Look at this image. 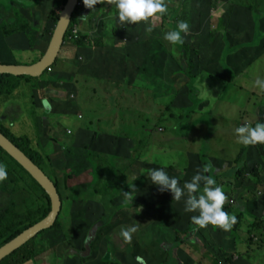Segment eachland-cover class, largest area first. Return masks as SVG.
Instances as JSON below:
<instances>
[{
    "label": "rangeland",
    "instance_id": "rangeland-1",
    "mask_svg": "<svg viewBox=\"0 0 264 264\" xmlns=\"http://www.w3.org/2000/svg\"><path fill=\"white\" fill-rule=\"evenodd\" d=\"M77 1L76 19L81 22L75 25L81 31L99 34L101 45L91 38V45L78 58L73 54V40L64 39L68 49L52 67L67 71L65 60H77L75 79L85 75L72 100L79 109L68 99L71 79L39 82L34 99L32 89L24 85L10 99L15 103L12 105L9 99L2 103L0 97L2 123L17 135L27 134L33 146L41 147L50 160L44 162L50 166L47 176L59 185L58 226L35 236L33 263L70 264L78 260L72 255H78L86 232L96 230L89 256L84 255L78 264L98 262L105 254L118 264H162L165 260L189 264L184 253L161 250L169 248L167 235L172 233L165 216L170 209L165 205H182L185 197L179 203L168 191H158L147 171L163 168L182 186L201 169V155L210 167L221 163L217 169L221 173L246 149L248 145L237 142L234 130L264 117V91L254 85L257 78L264 80V12L259 10L264 0H164L167 12L163 16L125 25L115 19L111 0H100L92 9ZM3 2L7 9L21 4V0H0ZM39 2L37 19L41 23L49 0ZM179 21L188 23V32L181 33L182 43L171 44L163 38L164 33ZM48 24L50 37L55 22L46 18ZM148 26L151 32L145 30ZM182 45L194 58L191 84L180 59ZM16 54L21 64L36 56L33 50L23 49H16ZM70 106L72 110H68ZM36 112L43 116L41 120L38 117L36 121ZM89 151L93 152L98 179L94 188L86 190L84 182L91 179L93 169ZM248 152L227 175L219 173L214 179L226 196L227 208L234 209L241 202L228 197L236 198L245 191V201L264 188V183L261 187L256 184L264 182L259 178L264 172V155L253 148ZM244 162L248 169L242 183L236 181L233 170ZM112 185L124 189L112 196L109 204ZM128 191L132 200L122 194ZM105 213L111 215L99 227ZM232 215L236 217L234 212ZM131 227L135 231L126 240L121 230ZM245 240L258 263L264 264V245L248 233ZM42 249L47 250L45 255H39ZM257 249L261 252L258 255ZM229 259L227 256L221 263Z\"/></svg>",
    "mask_w": 264,
    "mask_h": 264
},
{
    "label": "trees",
    "instance_id": "trees-1",
    "mask_svg": "<svg viewBox=\"0 0 264 264\" xmlns=\"http://www.w3.org/2000/svg\"><path fill=\"white\" fill-rule=\"evenodd\" d=\"M65 1L66 0H62L59 3L50 1L48 3L45 9V15L47 20H50L53 23L57 21L59 12L62 6L64 5ZM77 8L78 7L74 9L71 15V20L68 29L66 31V35L70 34V29L72 25L79 22V20L76 19ZM259 10L261 11V13L264 12V7H261ZM98 37L99 34H97L96 36L95 34H93L92 36V38L96 40L95 41L96 45H101L100 42L97 41ZM15 38H19L24 43H25L24 39L28 41V44H26L27 47H23L25 49L29 48L28 47L29 45L32 46L35 40L33 30L30 24L25 19V17L22 15V13L16 10L15 8H13V6L10 9H5L1 5L0 6V63L1 64H21L17 59L16 48L19 47L17 49H22V43H20L19 41H13V39ZM91 42L92 41L90 38V34L81 31V29L78 32V36L75 39H73V44H75L76 46H78V48H80L79 49L80 52L81 51L83 52V49L85 47H89L91 45ZM182 46L184 48L183 49L184 53L180 54V59L182 60L185 75L188 78V83L191 84L194 79V73H193V70L195 68L194 58L191 57V53L188 50V47L186 45H182ZM34 62L35 60L29 63L31 64ZM44 72L48 73L46 71ZM81 80L82 79H79L77 81L78 84L81 82ZM41 81L46 82L47 80L45 78L39 80V77H30L27 75H13L10 73H0V96L6 98L12 97L17 89L21 88L24 85H28V88L32 89L30 92H31V96L34 99L36 96V89L38 88L37 84ZM69 110H72L71 107L69 108ZM35 119L37 121L36 116ZM41 119L42 118H40V120ZM258 122L264 123V117L257 118L255 122L252 123V126H254ZM0 131L5 136H7L17 147H19L22 150V152L26 154L38 167H40V169L46 175L48 174L47 166L48 167L50 166L49 165L45 166L44 162L47 164V162H50V160L48 159L46 153L44 155L42 154V149L39 145L38 147L33 146L32 139L27 134L17 135L8 125L2 123L1 117H0ZM58 145L61 146L62 143H58ZM262 147L263 146H261L260 143L248 145L246 149L241 150L239 151L238 154H236L233 164L236 166L240 164L241 159L243 160V158L246 156V152L248 151V149L251 148L255 149L257 152L258 150H260V153L264 155V148ZM88 154L93 169L92 172L90 173L91 179L87 182H84L86 185L85 188L86 190L94 188L95 183L98 179V174L96 171L97 168L95 167V163L93 159L94 158L93 152L89 151ZM205 157H206L205 155L204 156L201 155V157L199 158V163L201 168L204 164H209L208 161L206 162L204 161ZM0 163L6 166V171H7V178L3 181H0V246H2L3 244L7 243L8 241L16 237L18 234H20L24 229H26L27 227L31 226L32 224L38 222L40 219L45 217V215L50 210V200L46 192L43 190V188H41V186L31 177V175H29V173L22 167L21 164L18 163V161H16L10 154H8L1 146H0ZM221 166H222L221 163H219V166L213 167L211 165L210 172L203 174L211 175L213 179L216 180L218 179L217 177L218 174L220 173V171H217V169L218 170L221 169ZM236 166H233L229 170L221 172L220 175L228 173ZM247 169H248V165L244 162V164L242 163L241 166L233 170V176L236 179V181L237 179L241 180L239 182L242 183L246 181V180L244 181L245 178L244 175ZM254 169L255 166L252 167V171H254ZM254 173L255 172L251 174L253 175ZM263 177H264V172L259 175L260 182L263 181ZM256 184H259V180L256 182ZM54 185L56 187L57 193L60 196L58 183L54 182ZM202 187L203 186H201V188ZM121 189H124V186L112 185L111 190L108 193L109 195H111V197H109L107 201L109 204H111L110 200H112V196L116 195ZM131 203L135 204L134 202ZM132 204L122 203V206L133 208L134 205ZM120 207L121 206L118 205V208ZM222 207L223 210L229 214H232L234 212L232 210H229L225 206V204H223ZM109 214L111 215V213H105L104 215H102V217L99 220L100 221L99 227L100 225L105 224V221L108 220L106 217ZM240 216L241 214L237 213L236 222L231 227L230 234L233 237L236 235L240 227ZM57 226H58V220H55V222L50 228L51 229L57 228ZM191 230H192V226L190 225L185 233L177 236L175 235L176 237V239L174 240L175 245L176 242L177 244L180 243L184 244L187 241V238L190 237ZM34 238L35 237L31 238L21 247H19L11 254L3 258L0 261V264H24L30 261L33 258L35 252V244L33 243ZM91 239H92L91 236L87 237L88 242ZM88 247L90 249L91 243L90 245H88ZM171 251L172 250H168V252ZM81 254L82 253L76 256L78 260H74V262L71 261L70 264H78L79 260L83 259L82 257L83 255L81 256ZM169 262L165 260L162 264H169ZM89 264H118V263L111 260L108 257V255L105 254L104 256L101 257V259L98 262H94V263L90 262Z\"/></svg>",
    "mask_w": 264,
    "mask_h": 264
},
{
    "label": "crops",
    "instance_id": "crops-1",
    "mask_svg": "<svg viewBox=\"0 0 264 264\" xmlns=\"http://www.w3.org/2000/svg\"><path fill=\"white\" fill-rule=\"evenodd\" d=\"M50 1H54L56 3H59L62 0H49V2ZM10 2L16 3L13 1H10ZM3 3H5V4L0 3V6L2 5L5 9H7L6 2H3ZM39 3H40L39 0H24V1L21 0V4H17V5L15 4L16 6L13 7L15 9L17 8L16 10H18L19 12L22 13V15L25 17V19L30 24V26L33 30L35 40H34L32 46L31 45L28 46L29 48H26V49L23 48V47H27L26 44H28V41L26 39H24L25 43L22 41H19V38L13 39V41H19L20 43H22L23 51L33 50L35 52L36 56L34 58L30 59V62L33 60L37 61L42 56V54L44 53V51L47 47L48 41L51 37V35L49 37V30H50L49 24H48V26L45 25V23H46L45 12L43 13V21L41 23L38 22L37 18L40 17L39 12L41 11V8L39 7ZM43 11H44V8H43ZM79 22H81V20H79ZM88 34H90V33L88 32ZM92 36H93V34H90V38H92ZM65 44H67V42H63L61 44L60 50H59L55 60L57 58H60L62 56V54L68 49V47L65 46ZM71 46L73 47L72 48L73 54L77 53V57L80 58L81 57V55H80L81 52L79 50L80 48H78V46H76L73 43H71ZM17 48H19V47H17ZM38 54H40V56L37 58ZM65 62L68 63V66L66 68L64 66V69H67V71H64L62 69L55 71L51 65L50 71H48V73L44 74L45 75L44 78L46 80L51 81V82L55 81V80L60 81V80L71 79V83H67V85L69 87L68 99L72 101L73 98L75 97L74 93L76 92V86L78 84L77 81L79 79H83V77L85 75L79 76L78 78L75 79V75H76V71H77V68H76L77 60L74 58H72V59L69 58L67 61L65 60ZM39 80H42V78H39ZM41 82H44V81H41ZM21 89H23V88L21 87ZM74 90H75V92H74ZM12 97H14V95ZM12 97H9V98L2 97L1 98L2 103H4L7 99H9V100L12 99ZM10 101H12V100H10ZM71 103H75V102L72 101ZM7 104L8 103H6V105ZM9 104L12 105L15 103H14V101H12V102H9ZM75 105L77 106V109H79L80 106H78V104H76V103H75ZM7 107L9 108V106H7ZM66 107H68V106H66ZM70 107H72V106H70ZM44 108H45V105H44ZM68 110H69V108H68ZM35 116L37 118L43 117V116H40L37 112H36ZM79 116H80V114H78V117ZM247 153H250V152L247 151L246 154ZM228 164H231L230 168H232L233 163L228 162ZM263 181H264V177H263ZM262 183H264V182H261L258 185L261 187ZM245 194H246V192L244 191L241 194H238L236 196V198H233V196L228 197V198H232V199H240L241 200V202H239V204H238V207H236L234 209L228 208L229 210L234 211V213L236 215H237V213L241 214V216H240V227H239V229H238V231L234 237L230 234V230L220 231L219 228L212 226V225H208L207 227H205L204 228L205 231L202 232L201 228H198L197 226L192 224L191 220L189 219L190 216L197 215L198 213H196V212H191V213L185 212L184 211V204L174 205V203H173V204L165 205V209H170L167 212H165L167 214L165 216L167 218V221H168L169 227L171 228L172 233H170V235H167V245L169 248L168 249H164V248L162 249L161 248V250H164L165 252H168V250H173L174 251L173 254L177 251L178 252L180 251V253L182 252L186 255V257H187L186 260L188 262H190L189 264H221V262H224V260L227 259V256H230V259H229V261H225V262H231L232 257L236 256V257H238V261L236 262V264H259L258 260L255 258V255L251 254L253 249L247 248V244H246L245 239H246V236L248 233L249 235H251V237L258 238V240H260V243H262L264 245V221H263V219H264V188L262 190L254 192L253 194H251L248 197L247 200L244 201ZM181 200H182V198H181ZM181 200L179 201V203L181 202ZM170 203H171V201H170ZM232 203H234V202H232ZM235 205L237 206V204H235ZM172 214H174V215L172 216ZM190 225L192 226L190 237L187 238V241L184 244H181V243L177 244V242H176V245H175V242H174V240L176 239L175 235L177 236V235H181V234L185 233L188 230ZM94 235H95V232L94 233H92L90 231L86 232L85 237L83 239L85 242V245H84V242L82 240L80 249H78L76 251V252H78V255L80 252L83 253L84 255H88L90 253V249L86 250L87 249L86 247H87V245H90L91 241L94 238ZM198 235H201L199 239L197 237ZM88 236L92 237V239L89 242L87 241ZM169 236H171V237L169 238ZM204 237H205V240L202 241V238H204ZM202 246H203V248H202ZM183 250H185V251L183 252ZM39 251H40L39 255H45L44 252L47 250L42 249ZM255 253H257V255H258L261 252H260V250L257 249ZM84 255L83 256L81 255L83 257V259L86 258ZM35 256L36 255H34L30 261H28L24 264H34L33 261L35 259ZM65 256H66V258L69 257V255H65ZM72 256L76 257L77 255H72Z\"/></svg>",
    "mask_w": 264,
    "mask_h": 264
},
{
    "label": "clouds",
    "instance_id": "clouds-1",
    "mask_svg": "<svg viewBox=\"0 0 264 264\" xmlns=\"http://www.w3.org/2000/svg\"><path fill=\"white\" fill-rule=\"evenodd\" d=\"M98 3H100V0H82L83 6L88 9H92ZM111 3L115 8V19L121 25H125L126 22L136 24L137 22L147 21L155 15L163 16L167 12V4L164 0H111ZM188 28L189 25L186 21H179L174 29L164 33L163 38L171 44H180L183 42L181 33L186 34ZM145 30L152 31L150 26L146 27ZM254 85L264 91V80L257 78ZM234 131L238 143L245 146L257 143L264 144V123L262 122H258L254 126L245 123L235 128ZM210 170V164H204L182 186L178 185L177 179L170 177L163 168L149 169L147 178L151 181V184L157 186L158 191H168L172 199L180 201L181 197H185L184 211L198 213L189 217L191 222L198 228L212 225L228 231L235 224L236 217L223 210L222 206L226 196L222 188L216 185V181L211 175L203 174L210 172ZM6 178V166L0 163V181ZM201 183H203L202 188ZM122 194L126 200L133 199L130 191ZM134 231V227L122 229L121 235L126 240H130L131 233Z\"/></svg>",
    "mask_w": 264,
    "mask_h": 264
},
{
    "label": "water",
    "instance_id": "water-1",
    "mask_svg": "<svg viewBox=\"0 0 264 264\" xmlns=\"http://www.w3.org/2000/svg\"><path fill=\"white\" fill-rule=\"evenodd\" d=\"M78 4L77 0H66L62 6L47 47L42 56L31 64H1L0 73H10L13 75H27L39 77L43 71L52 65L63 43L65 32L68 29L71 15ZM0 146L10 154L31 177L43 188L50 200V210L38 222L24 229L16 237L0 246V261L13 251L21 247L31 238L35 237L42 230L53 225L60 211V197L56 187L48 176L38 167L22 150L17 147L7 136L0 131ZM88 250L89 247H86Z\"/></svg>",
    "mask_w": 264,
    "mask_h": 264
},
{
    "label": "built area",
    "instance_id": "built-area-1",
    "mask_svg": "<svg viewBox=\"0 0 264 264\" xmlns=\"http://www.w3.org/2000/svg\"><path fill=\"white\" fill-rule=\"evenodd\" d=\"M78 32H79V29L77 28V26L75 24H73L71 29H70V34L66 35V32H65L64 38L66 40H73V39H75L78 36ZM63 42H64V40H63ZM45 71L46 72L50 71V67H47L45 69ZM66 132L68 134L69 130L66 129ZM229 203L232 204V201H229ZM237 261H238V257L233 256L231 262H226V263H221V264H236Z\"/></svg>",
    "mask_w": 264,
    "mask_h": 264
},
{
    "label": "flooded vegetation",
    "instance_id": "flooded-vegetation-1",
    "mask_svg": "<svg viewBox=\"0 0 264 264\" xmlns=\"http://www.w3.org/2000/svg\"><path fill=\"white\" fill-rule=\"evenodd\" d=\"M92 232V231H91ZM96 232V230H94L92 233ZM84 245H85V242H84ZM81 253V252H80ZM81 255H84L83 253Z\"/></svg>",
    "mask_w": 264,
    "mask_h": 264
}]
</instances>
